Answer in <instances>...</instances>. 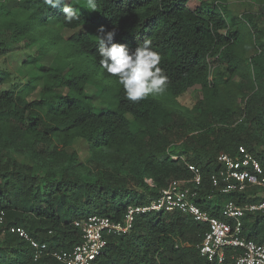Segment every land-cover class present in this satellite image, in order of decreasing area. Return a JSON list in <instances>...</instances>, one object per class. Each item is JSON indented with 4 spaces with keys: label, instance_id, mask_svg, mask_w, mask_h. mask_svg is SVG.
Masks as SVG:
<instances>
[{
    "label": "trees",
    "instance_id": "trees-1",
    "mask_svg": "<svg viewBox=\"0 0 264 264\" xmlns=\"http://www.w3.org/2000/svg\"><path fill=\"white\" fill-rule=\"evenodd\" d=\"M228 1L97 0V12H89L84 0H70L79 10L71 23L64 20V5L0 3V25L8 20L0 56L19 49L20 42L24 49L38 46L22 61L34 74L22 87L0 67V146L31 137L51 158L60 150L69 154L63 169L41 172L0 153V211L7 225L23 227L48 249H71L82 241L75 221L97 215L121 222L129 206L149 205L169 180L190 179L187 164L201 173L195 203L212 216L221 218L227 201L259 200L255 190L225 195L210 182L220 168L218 156L233 154L238 146L255 156L264 175V95L251 92L253 86L264 87V10L234 17ZM254 3L264 9V0ZM100 26L115 28L113 42L130 50L152 39L170 81L165 95L135 104L124 98L122 86L99 68ZM38 29L44 42L30 36ZM67 30L73 33L64 36ZM251 45L256 53L245 58ZM237 78L244 90L240 113L251 126H243V118L234 126L213 125L215 116L224 121L237 107L240 94L230 90ZM195 87L204 100L195 105L201 117L197 127L196 120H183L165 104ZM178 139L175 153L170 146ZM78 143L86 160L100 164L108 157L112 165L100 164L92 178L82 177L74 169L72 148ZM205 230L181 213L139 214L127 234L105 237L94 264H210L198 249ZM243 235L264 242V211L246 213ZM0 264L60 263L50 257L33 261L28 244L7 233L0 237ZM223 264L234 262L227 258Z\"/></svg>",
    "mask_w": 264,
    "mask_h": 264
},
{
    "label": "built area",
    "instance_id": "built-area-1",
    "mask_svg": "<svg viewBox=\"0 0 264 264\" xmlns=\"http://www.w3.org/2000/svg\"><path fill=\"white\" fill-rule=\"evenodd\" d=\"M217 163L219 170L210 175L211 186L215 191L227 195L252 189L256 191L255 197L259 200L243 205L227 201L222 206L221 218L212 216L195 203L201 184V173L198 167L187 164L190 179L169 180L159 190L157 199L149 205L129 206L121 222L97 215L75 221L74 226L82 233V241L71 249H48L46 243L34 238L23 227L7 225L3 211H0V237L7 233L17 236L28 244L35 262L50 257L60 264H94L106 247L105 237L127 234L137 215L181 213L206 227L198 249L200 255L210 264H223L227 258L234 264H264V242L257 243L243 235V218L246 213L264 211L262 167L244 146H238L233 154L218 156ZM144 182L149 187L154 186L151 179H145Z\"/></svg>",
    "mask_w": 264,
    "mask_h": 264
},
{
    "label": "rangeland",
    "instance_id": "rangeland-1",
    "mask_svg": "<svg viewBox=\"0 0 264 264\" xmlns=\"http://www.w3.org/2000/svg\"><path fill=\"white\" fill-rule=\"evenodd\" d=\"M8 1L9 0H4V3L7 4ZM2 2L3 0H0V3ZM228 2L229 9L234 17H238L245 13L256 14L264 10L262 7L259 8V6L254 3V0H229ZM7 23L8 20L2 22L0 25V34L4 32L3 29L6 27ZM72 33L73 31H64V36H68ZM30 36L36 37L40 42H44L46 40L44 37V31L40 29L30 33ZM20 44L21 47L19 49L13 50V52L9 54L0 56V67H6L11 72L12 78H14L18 86L22 87L28 80L31 79L32 76H34L33 73L28 74L27 68L22 65V61L25 60L28 54L35 52L38 46H33L30 49H24V43L20 42ZM255 53L256 48L252 47L251 45V47L245 52L244 57L248 58ZM252 88V93L264 95V87L253 86ZM230 90L240 94L236 99L237 107L232 112L233 114H229L230 116H228L224 121L223 119L215 116L216 119L214 122H212L213 125L234 126L240 122V118H243L241 124H243L245 127L251 126V123L246 121V118L243 117L242 113H240V110L244 105V99L241 98V94L244 90L241 88V81L238 78L230 82ZM89 91L91 92V87L89 88ZM198 102L203 103L204 100L200 88L195 87L192 90L184 93L175 101L168 100L165 104L167 107H172L178 113H180L179 116L182 117L183 120L187 122L196 120L193 124L195 127H197L199 121L201 120V117H199V112H197L195 109V105ZM200 106L205 108V106L202 104ZM206 108L208 107L206 106ZM195 129L196 128H194V130ZM178 144H180L179 139L174 141L170 146V148L173 149L175 153L179 152V150H175V145ZM39 146L40 145L31 137H23L20 138L14 145L9 146L1 144L0 153H4L18 162L31 166L35 171L42 172V170L45 169H63L66 166V163L69 160V154H66L65 150H63V152L60 150V155H58V158L54 159L47 156L46 154L40 153ZM72 150L75 152L76 157V166L74 169L82 177L92 178L95 174V168L100 166V164H105L107 167L112 165V159H109L108 157L106 158V162L103 161V163L100 164L96 163L93 159L86 160V152L82 151L81 153L80 143L74 145Z\"/></svg>",
    "mask_w": 264,
    "mask_h": 264
},
{
    "label": "clouds",
    "instance_id": "clouds-1",
    "mask_svg": "<svg viewBox=\"0 0 264 264\" xmlns=\"http://www.w3.org/2000/svg\"><path fill=\"white\" fill-rule=\"evenodd\" d=\"M52 9L64 5V20L71 23L79 19V10L71 6L70 0H43ZM89 12H97V0H84ZM97 53L99 68L122 86L124 98L131 103H139L149 96L165 95L169 86V77L161 65V55L154 50L152 39H144L135 50L125 44L115 43L116 29L106 30L104 26L97 29Z\"/></svg>",
    "mask_w": 264,
    "mask_h": 264
}]
</instances>
